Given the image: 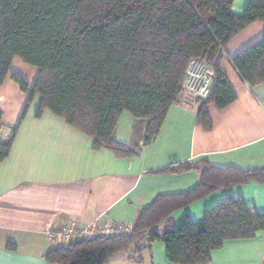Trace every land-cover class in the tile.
<instances>
[{
	"label": "trees",
	"instance_id": "obj_1",
	"mask_svg": "<svg viewBox=\"0 0 264 264\" xmlns=\"http://www.w3.org/2000/svg\"><path fill=\"white\" fill-rule=\"evenodd\" d=\"M234 1L0 0V86L15 58L38 69L32 86L12 74L29 97L13 136L0 142V162L10 156L36 97L40 99L36 118L50 112L91 137L94 150H109L117 158L139 156L140 148L113 139L121 115L128 112L149 120L146 145L152 144L170 109L181 103L192 60L215 71L211 96L197 110L198 124L211 129L209 106L224 110L237 100L221 70L227 47L247 27L264 22V0H251L242 15L233 12ZM230 60L250 87L264 84V34ZM2 121L0 110V127ZM192 170L200 172V183L186 193L159 196L140 213L133 233L56 246L45 255L47 264H107L146 240L162 241L171 264H209L213 252L227 241L254 239L264 231V214L242 197H227L207 210L200 222L186 217L177 230L155 232L175 212L217 190L264 184V167L244 171L218 168L207 161L175 163L158 174ZM7 248L15 250V245Z\"/></svg>",
	"mask_w": 264,
	"mask_h": 264
},
{
	"label": "crops",
	"instance_id": "obj_2",
	"mask_svg": "<svg viewBox=\"0 0 264 264\" xmlns=\"http://www.w3.org/2000/svg\"><path fill=\"white\" fill-rule=\"evenodd\" d=\"M251 0H235L232 10L242 15ZM264 34V22H256L228 45L221 70L237 100L224 110L209 106L211 129L197 122L199 105L181 101L174 105L157 139L146 145L149 120L124 112L113 139L138 147L137 157L117 158L109 150H94V140L45 112L36 118V97L20 124L10 156L0 162V264H47L46 233L66 222L87 224L101 218L132 226L140 213L161 195L193 190L201 174H158L175 163L207 161L218 168L244 171L264 167V84L250 87L231 63ZM19 74L32 86L38 69L15 58L10 74L0 86L3 121L0 142H8L21 121L29 94L12 80ZM227 197H242L249 207L264 214V184L250 183L220 189L188 208L175 212L154 231L177 230L186 217L195 222ZM9 244L15 250H8ZM107 264H171L162 241L140 250V259L121 253ZM209 264H264V231L254 239L227 241L213 252Z\"/></svg>",
	"mask_w": 264,
	"mask_h": 264
},
{
	"label": "built area",
	"instance_id": "obj_3",
	"mask_svg": "<svg viewBox=\"0 0 264 264\" xmlns=\"http://www.w3.org/2000/svg\"><path fill=\"white\" fill-rule=\"evenodd\" d=\"M216 82L215 71L202 61L192 60L187 68L184 79V90L181 101L191 106L199 105L211 96ZM133 233V227L122 223H109L101 218L94 219L87 224L66 222L60 227L51 228L46 233L49 245L70 246L85 240L99 237H119ZM149 234H146V238ZM150 243L146 240L143 244L133 247L128 256L133 260L140 259V250Z\"/></svg>",
	"mask_w": 264,
	"mask_h": 264
}]
</instances>
